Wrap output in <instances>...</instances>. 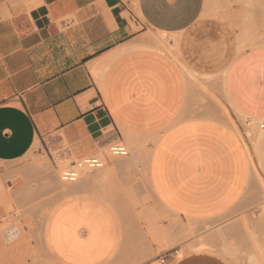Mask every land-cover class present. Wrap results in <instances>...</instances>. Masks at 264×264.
Wrapping results in <instances>:
<instances>
[{"label": "crops", "instance_id": "1", "mask_svg": "<svg viewBox=\"0 0 264 264\" xmlns=\"http://www.w3.org/2000/svg\"><path fill=\"white\" fill-rule=\"evenodd\" d=\"M164 45H174L177 57ZM181 62L205 74L226 68L230 100L264 118V44L237 53L235 30L208 14L206 0H0V161L36 143L50 150L65 141L74 159L115 133L125 141L149 136L156 138L148 172L159 206L184 219L225 213L249 189L250 148L216 116L193 113L198 90ZM91 186L67 192L78 191L47 225L56 258L159 260L168 220L161 233L146 234L137 214L113 211ZM3 215L0 264H46L29 225L6 228ZM233 261L215 244L161 264H241Z\"/></svg>", "mask_w": 264, "mask_h": 264}, {"label": "rangeland", "instance_id": "2", "mask_svg": "<svg viewBox=\"0 0 264 264\" xmlns=\"http://www.w3.org/2000/svg\"><path fill=\"white\" fill-rule=\"evenodd\" d=\"M206 8L209 15L229 21L236 33L237 53L264 44L259 41L264 40V0H206ZM169 48V52L177 57L174 45ZM191 70L197 78L185 69L193 81L191 87L198 90L193 113L216 116L217 121L233 130L250 148V186L233 207L214 218L184 219L159 206L148 172L149 144L156 141L153 137L127 140L129 155L111 158L103 168L75 183L64 182L59 175L72 160L63 150L66 142H59L50 150L36 143L20 158L0 161V209L5 212V215L0 213L4 216L3 226L29 225L31 237L37 241V258L46 264H62L49 248L47 225L78 192L67 193V188L85 182L86 188L92 185V193H101L108 200L107 205L113 211L127 210L137 214L139 229L146 234L161 233V222L168 220L166 231L170 228L171 234L160 250L181 246L182 255L217 244L221 255L233 262L264 264V132L260 140L254 138L256 132L264 131L261 126L264 118L243 112L230 100L225 85L226 68L213 74ZM248 128L252 133H248ZM117 163L123 165V171L116 169ZM106 170L110 176L101 179L100 175ZM178 227L182 229L179 231ZM49 234L48 229V238ZM151 264L161 262L157 260Z\"/></svg>", "mask_w": 264, "mask_h": 264}, {"label": "built area", "instance_id": "3", "mask_svg": "<svg viewBox=\"0 0 264 264\" xmlns=\"http://www.w3.org/2000/svg\"><path fill=\"white\" fill-rule=\"evenodd\" d=\"M261 126L264 127V122L261 123ZM54 145L59 144L57 142ZM63 150L68 154V144L63 147ZM129 154L130 149L128 144L120 134L115 133L106 146L100 147L96 152L72 159L70 163L60 171L59 175L64 182H75L83 176L93 174L100 168H103L111 158L124 157ZM180 249L179 246L166 249L159 255L160 262L165 263L169 260L178 259L181 256Z\"/></svg>", "mask_w": 264, "mask_h": 264}, {"label": "bare ground", "instance_id": "4", "mask_svg": "<svg viewBox=\"0 0 264 264\" xmlns=\"http://www.w3.org/2000/svg\"><path fill=\"white\" fill-rule=\"evenodd\" d=\"M157 39H159V41L161 42V44H162V40L160 39V37L159 36H155ZM149 38V37H148ZM165 47H166V45H164ZM166 48H169V47H166ZM170 49V48H169ZM171 51H172V49H171ZM181 64H182V67L184 68V69H187L191 74H193V76H195V73H193L191 70H189L186 66H185V64H183V62H181ZM184 69H182V70H184ZM196 77V76H195ZM197 78V77H196ZM225 79V78H224ZM225 82V81H224ZM231 104V103H230ZM233 105V104H232ZM233 107L235 108V109H237L234 105H233ZM248 133H252V130L250 129V128H248ZM263 134V131H260V133L258 134L257 132H256V134H254V138L255 139H258V140H260V138H261V135ZM257 150V149H256ZM48 174H50L51 175V173L49 172ZM49 175V176H50ZM50 177H53L52 175L50 176ZM80 180V179H79ZM78 180V181H79ZM75 182H77V181H75ZM75 182H71V183H75ZM85 186H87V183H85V182H81V183H79V184H77V185H74V187H69V188H67V192H69V191H72L73 189H76V188H86Z\"/></svg>", "mask_w": 264, "mask_h": 264}]
</instances>
